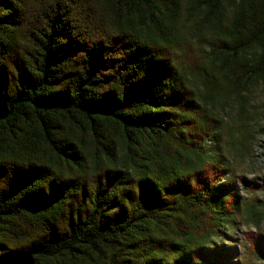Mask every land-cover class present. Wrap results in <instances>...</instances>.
<instances>
[{
    "label": "trees",
    "instance_id": "1",
    "mask_svg": "<svg viewBox=\"0 0 264 264\" xmlns=\"http://www.w3.org/2000/svg\"><path fill=\"white\" fill-rule=\"evenodd\" d=\"M257 89L264 0H0V264L264 262Z\"/></svg>",
    "mask_w": 264,
    "mask_h": 264
},
{
    "label": "rangeland",
    "instance_id": "2",
    "mask_svg": "<svg viewBox=\"0 0 264 264\" xmlns=\"http://www.w3.org/2000/svg\"><path fill=\"white\" fill-rule=\"evenodd\" d=\"M250 106L247 107L249 111V118L247 121L251 126V134L248 138V144L240 146L238 144L228 147L229 151L228 157L233 163L235 169V177L238 178V194L249 201L253 198V195L248 192L249 185L252 184L255 187L256 192L254 197L258 199V207L261 212V220L259 228L256 230L252 225L239 224L236 231L235 240H232L236 245V249L239 253L245 255L247 252L248 245L245 246L243 236L246 232L255 230L264 235V95L260 93L257 89L250 99ZM227 113V114H225ZM223 113L225 122L228 124L238 123V113L237 110L227 109V112ZM235 139L238 141L240 135L237 132L235 134ZM224 142L230 140L228 132L223 134ZM231 144V143H230ZM208 147H213L214 143L208 141L205 145ZM238 148V151L235 150ZM243 179L244 182H241ZM254 264H264V262L255 261Z\"/></svg>",
    "mask_w": 264,
    "mask_h": 264
}]
</instances>
